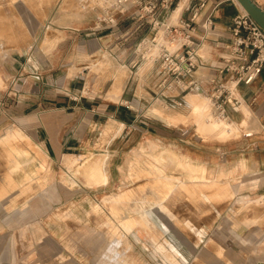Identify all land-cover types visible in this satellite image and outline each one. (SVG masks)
Listing matches in <instances>:
<instances>
[{
	"label": "rangeland",
	"instance_id": "374dc122",
	"mask_svg": "<svg viewBox=\"0 0 264 264\" xmlns=\"http://www.w3.org/2000/svg\"><path fill=\"white\" fill-rule=\"evenodd\" d=\"M114 1L0 0V264H253L247 251L245 258L232 248L249 242L237 230V215L248 223L253 211L264 213V192H244L251 189L245 182L249 120L236 125L217 117L220 110L204 94L185 91L176 100L155 96L148 87L152 79L143 71L131 75L136 85L128 84L123 97H117L129 74L125 68L116 72L115 59L107 52L97 57L87 41L95 36L87 34L91 27L114 11L109 9ZM79 33L81 42L75 39ZM58 47L62 59L75 66L67 74H51L45 67V88L63 97H93L103 94V83L109 81L114 94L106 98L128 109L136 107L132 95L147 99L124 140L125 134L115 139L123 126L105 118L83 137L89 152L68 149L74 157L70 163L52 160L43 151L35 134L42 113L30 105L42 97L38 88L45 72L39 59L54 55ZM199 53L206 56L208 50ZM145 54L153 61V54ZM79 59L87 67L82 79ZM70 78L76 86L69 90ZM80 82L86 87L78 92ZM205 104L203 117L213 110L224 125L200 119ZM191 134L209 145L226 146V171L217 172L213 164L207 176L198 177L203 182L186 181L185 167L197 169L184 159ZM238 143L241 151L233 152ZM112 155L124 170L112 171L115 181L101 186L97 183L107 179ZM15 161L19 164L11 170Z\"/></svg>",
	"mask_w": 264,
	"mask_h": 264
},
{
	"label": "crops",
	"instance_id": "0c3cea01",
	"mask_svg": "<svg viewBox=\"0 0 264 264\" xmlns=\"http://www.w3.org/2000/svg\"><path fill=\"white\" fill-rule=\"evenodd\" d=\"M130 1L131 0L127 3L118 5L115 1L114 3H111L109 9L114 11L108 13L107 17L102 19V22L95 23V26L90 29L92 32L87 33L95 35L87 41L89 43V48L94 49L97 57H101L103 52H107L108 57L111 59L114 58L116 63H118L117 66L119 69L115 71L120 73L124 71L123 68H125V72L129 74L124 82L120 86L118 85L122 90L117 97L121 96L120 99L123 97L128 84H131V88L134 84L136 85V82L131 81L134 80L131 79V75L143 71L147 77L152 79L150 82L151 85L149 84L148 87L151 88L153 95L164 97L167 100H176L178 94L185 91L188 93L204 94L208 96V99L211 100L213 106V99L215 97L214 85L217 79L220 77L222 78V76L218 75L214 69L223 65V59L229 51L228 44L231 40L233 18L239 12L243 11L239 7L237 0H207L205 5L195 13L193 21L194 29L190 32V41L197 47V53L199 56H202L204 59H199V68L193 74V78L199 83L197 87L193 89H190L187 86V77L176 79L171 76L164 70L161 60L156 59L155 56L152 57L153 61L147 59L148 57L145 52L155 55V46L149 47V45V49H143L141 53L137 52L136 47L140 40L143 38H150L154 35L155 31L151 29L149 24L141 23L136 19L135 7ZM253 1L264 10V0ZM185 2L186 0H181L177 8L169 15V23H172L179 18ZM196 3L197 1L192 2L193 5H196ZM116 11L120 13H116ZM192 13L193 10L191 9L183 12L182 16L184 15V17L188 19ZM81 37L82 36L79 33L75 36V39H77L78 42H81ZM59 48L60 47H58L57 52L54 55L44 56L43 60L39 59L40 68L42 69V72H45L38 88V91L42 93V97L36 100L32 99L30 105L34 106L32 110H38L42 113L40 117L41 126L35 131V134L38 141L42 143V146L45 149L43 151L52 160L59 161L66 159V162L70 163L74 157L70 156L72 153L69 152L68 149L75 148L79 151V154L89 152L84 144L83 137L88 134L90 128H93L105 118H112L123 126L122 128L124 129L120 130V135L115 139L119 138L121 135L124 136L125 134L122 139L124 140L129 134L128 130L125 129L130 127L129 130H131V127L135 125V122L139 120V117L141 116L139 113V107L142 100L147 101V99L132 95L131 101H133V104L136 107L128 109L123 103L114 102L113 100L106 98V96L109 95L111 97V95L114 94L112 93L113 89L111 90L110 88L109 81L103 83L104 93H96L93 97H87L84 95H81L80 97H63L62 95H58L55 89L45 88L44 80L48 77V75H45L48 73V71H45V67H48L51 74L57 73L58 71L67 74L69 68H74L75 66L73 63L69 65V58L62 59L63 52L59 51ZM202 50H208L206 56L199 53ZM77 62V64H79L77 76L79 79H82L83 73L87 67L82 66L83 63L81 64L84 60L79 59ZM36 64L37 63L33 64L32 67L38 70ZM109 73H111L110 70L105 71V74ZM84 84H86L85 81ZM68 86H70L69 90L72 89V86H76L75 79L70 78L68 80ZM85 87L86 86H82V83L80 82L77 91L80 92ZM109 90L111 93H109ZM233 97L238 99V104H225L222 106L223 116L220 115L217 117L227 118L229 123L234 122L235 124L236 121H239L240 124H242L249 120L250 125L248 127L249 131L247 132L248 171L245 174V177H247L245 182L251 189H247L244 192H249L250 194L255 192L263 193L264 67L252 83L248 85H238V87L233 90ZM152 98L154 99L155 97ZM205 106L206 104L199 112L200 119L202 120H206L205 118H202V112L206 111ZM226 106L227 108H225ZM159 113L160 111L153 108V114L157 115ZM211 114L212 116H215L213 110ZM158 116L160 117V115ZM68 122L70 124L66 131H64L65 123ZM70 131L72 132L71 137L69 136ZM60 132L62 135H60ZM157 135H161V131L158 130ZM197 138L198 137H194V135L191 134L186 140L187 145H185L183 149L185 161L197 166L195 171H190L187 167L184 169L186 181L190 182H203V179L201 178L198 180V177H203V175L207 176L209 171L214 167L219 173L222 172V168L224 171L227 170V168L224 167V155L227 150V148H225L226 146L224 144L209 145L199 141ZM232 151L240 152V143L233 144ZM114 160L115 158L112 155L107 164V179L103 181L104 183L98 182L97 184L102 183L101 186H106L111 182L113 183L115 180L112 171L115 169L119 170V173L122 174V171L124 170L123 163L121 162L120 165H115ZM235 161L236 160L234 159L232 163H235ZM213 164L215 165L214 167H212ZM198 166H200V168ZM237 178L239 179L240 175L237 176ZM239 194L240 193L236 192L235 197ZM250 194L248 195L250 196ZM233 201L232 206L235 205L236 199L234 198ZM224 213L225 210L222 211L223 215ZM237 216V218H239L237 230L243 236L248 235L249 242L245 243L246 241H243L244 243H242V241H239V243H233L232 248L234 253L239 254V256L244 255L246 258L244 251H247V256L250 257V260L252 259L251 263L258 264V262H264V213L257 210L253 211L248 217V223H244L241 220L242 214Z\"/></svg>",
	"mask_w": 264,
	"mask_h": 264
},
{
	"label": "built area",
	"instance_id": "2783aa9c",
	"mask_svg": "<svg viewBox=\"0 0 264 264\" xmlns=\"http://www.w3.org/2000/svg\"><path fill=\"white\" fill-rule=\"evenodd\" d=\"M180 1H130L135 7L136 19L141 23L149 24L155 31L150 38L140 40L136 50L141 53L143 49L155 46L154 56L161 60L164 70L178 79L187 77L186 84L190 89H193L199 84L193 78V74L199 68V59L203 60L204 58L199 56L197 47L190 41V32L194 29L193 21L196 11L201 9L207 0H186V5L176 22H167L169 15ZM193 1H197L196 5L192 4ZM115 2L118 5L127 3L129 0H116ZM191 9L193 13L188 19L182 16L183 12ZM160 28L163 29V32L158 35ZM169 44H174V47L171 48ZM228 49V54L223 59V65L214 69L222 78L220 77L215 82L213 104L220 110L219 113L222 116V106L238 104V99L233 97V90L238 85L252 83L264 67V30L247 12L241 11L234 16Z\"/></svg>",
	"mask_w": 264,
	"mask_h": 264
},
{
	"label": "water",
	"instance_id": "95a60500",
	"mask_svg": "<svg viewBox=\"0 0 264 264\" xmlns=\"http://www.w3.org/2000/svg\"><path fill=\"white\" fill-rule=\"evenodd\" d=\"M244 7L247 13L258 23V25L264 30V10L258 6L253 0H238ZM258 264H264V262H258Z\"/></svg>",
	"mask_w": 264,
	"mask_h": 264
},
{
	"label": "bare ground",
	"instance_id": "6f19581e",
	"mask_svg": "<svg viewBox=\"0 0 264 264\" xmlns=\"http://www.w3.org/2000/svg\"><path fill=\"white\" fill-rule=\"evenodd\" d=\"M179 3H180V2H179ZM179 3H178V4H179ZM237 3H238V5H239V7H240L244 12H247V11L244 9V7L240 4V2H239L238 0H237ZM177 6H178V5H177ZM176 8H177V7H176ZM176 8H175V9H176ZM16 49H17V48H16ZM3 51H5V50H3ZM9 51H10V50H9ZM203 101H204V100H203ZM207 105H208V104H206V106H207ZM156 110H157V109H156ZM219 112H220V111H219ZM205 114L207 115V112L204 113V114H202V115L204 116ZM214 114H215V113H214ZM157 115L162 116V115H161V112H160L159 114H157ZM202 115H201V116H202ZM211 115H212V114H211ZM199 116H200V115H199ZM203 116H202V118H205V119H206L205 121H207L209 124L212 123V124L221 125V123H222V125H224L223 122H220L219 119H216L214 116H207V117H206V116L203 117ZM215 116H216V115H215ZM217 116H220V114L217 115ZM221 116H222V115H221ZM196 117H197V116H196ZM249 118H250V117H249ZM196 119H197V118H196ZM199 121H200V119H199ZM198 124H199V123H198ZM199 126H201V125H199ZM225 127H226V125H225ZM234 128H235V127H234ZM226 129L228 130V128H226ZM231 130H232V129H231ZM231 130H228V131H231ZM232 132H233V131H232ZM9 133H10V131H9ZM6 140H7V138H6ZM21 145H22V144H21ZM25 145H26V144H25ZM0 149H1V148H0ZM0 151H1V150H0ZM2 151H4V150H2ZM4 153H5V152H4ZM0 154H1V153H0ZM10 154H11V153H10ZM11 155H12V154H11ZM0 156H1V155H0ZM3 157H4V155H3ZM12 158H13V156H12ZM70 158H72V157H70ZM70 158H69V159H70ZM69 159H68V160H69ZM18 160H19V159H18ZM69 161H70V160H69ZM71 161H72V160H71ZM71 161H70V162H71ZM18 164H19V161H15V162L13 163V165L11 164V170H12L13 168H15ZM4 166H5V165H4ZM6 166H7V165H6ZM6 166H5V167H6ZM8 166H9V165H8ZM3 168H4V167H3ZM93 175H94V174H93ZM101 175H102V174H101ZM6 176H7V175H6ZM7 177H8V176H7ZM102 178H103V177H102ZM105 178H106V177H105ZM227 181H228V180H227ZM135 188L137 189V187H135ZM259 199H260V198H259ZM259 199H258V200H259ZM253 201H254V200H253ZM255 202H256V201H255ZM247 204H249V202H248ZM245 205H246V204H245ZM246 206H247V205H246ZM263 206H264V203H263ZM243 208H245V207H243ZM263 208H264V207H263ZM246 210H247V209H246ZM263 210H264V209H263ZM250 212H251V211H250ZM243 218H244V217H243ZM261 218H262V217H261ZM261 218H260V220H261ZM245 219H246V218H245ZM255 219H256V218H255ZM253 221H254V220H253ZM261 221H262V220H261ZM247 222H248V221H247ZM258 223H259V222H258ZM260 223H261V222H260ZM1 226H2V225H1ZM212 238H213V237H212ZM211 241H212V240H211ZM211 241H210V242H211ZM211 243H214V241L211 242ZM221 251H222V250H221ZM200 263H202V262H200ZM200 263H199V264H200ZM226 263H227V262H226Z\"/></svg>",
	"mask_w": 264,
	"mask_h": 264
}]
</instances>
